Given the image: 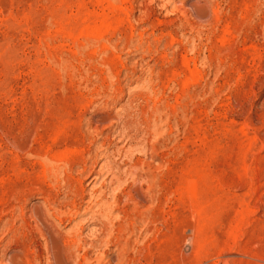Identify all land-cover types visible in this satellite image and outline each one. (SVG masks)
Here are the masks:
<instances>
[{"label":"rangeland","instance_id":"obj_1","mask_svg":"<svg viewBox=\"0 0 264 264\" xmlns=\"http://www.w3.org/2000/svg\"><path fill=\"white\" fill-rule=\"evenodd\" d=\"M0 264H264V0H0Z\"/></svg>","mask_w":264,"mask_h":264}]
</instances>
